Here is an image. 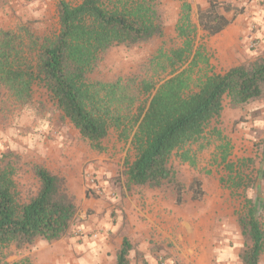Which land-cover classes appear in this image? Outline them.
Instances as JSON below:
<instances>
[{
  "label": "trees",
  "instance_id": "obj_1",
  "mask_svg": "<svg viewBox=\"0 0 264 264\" xmlns=\"http://www.w3.org/2000/svg\"><path fill=\"white\" fill-rule=\"evenodd\" d=\"M57 3L58 31L36 36L28 28L18 32L0 31V88L20 105L30 102L33 87L39 85L80 137L94 148L110 129L131 135L134 159L126 163L127 186L155 190L170 184L175 204L184 202V186L169 167L173 156L195 166L191 146L213 136L219 144L217 155L229 174L231 191H244L237 213L243 244L242 264H258L264 251L260 216L263 198H247L252 183L243 173L245 162L227 161L230 143L216 127L223 111V100L232 109H243L264 99V59L244 62L224 74H210L208 58L195 45L196 27L187 0L181 3L175 31L180 47L159 52L144 64L137 75L112 82L90 80L102 59L115 46L133 48L152 43L163 36L164 21L157 0H82L70 5ZM197 9V25L208 36L226 29L241 10L221 0H203ZM233 13L231 19L226 14ZM145 98L142 103L141 100ZM208 131V132H207ZM208 143V141H207ZM206 146L200 144L199 150ZM264 164V137L261 141ZM13 154L0 157V258L11 247L23 249L37 241L48 244L68 237L78 210L76 199L64 177L42 165L32 167L38 183L36 193L23 202L15 181ZM257 178L264 179L259 171ZM190 201L204 197L202 181L194 178L187 188ZM133 250L127 238L116 251L114 264H130ZM159 264V263H158Z\"/></svg>",
  "mask_w": 264,
  "mask_h": 264
},
{
  "label": "rangeland",
  "instance_id": "obj_2",
  "mask_svg": "<svg viewBox=\"0 0 264 264\" xmlns=\"http://www.w3.org/2000/svg\"><path fill=\"white\" fill-rule=\"evenodd\" d=\"M64 1L77 5L82 0ZM187 1L191 5V19L196 27L195 45L205 50L209 62L207 68L200 65L202 69L210 74L222 75L237 63L264 59V42L253 38L244 45L247 49V52L243 51L244 55L231 62L221 61L216 56V50L210 46V41L216 36L206 35L197 25V9L205 8L206 3L203 0ZM221 1L241 10L233 21L246 24L252 33L259 30L257 24L264 16V0ZM157 2L164 21L163 36L133 48L113 47L90 75V80L112 82L137 75L139 69L159 52L167 53L181 46L182 40L175 31L181 3L173 0ZM232 16L233 13L226 14L229 19ZM23 28L40 37L57 33L56 1L0 0V31L18 32ZM144 101L145 98L141 100L142 103ZM213 127L219 129L230 143L227 161L232 164L245 162L243 173L252 181L245 196L264 199V179L256 177L259 171L264 172L261 160L264 99L243 109H232L229 100L224 98L221 117L217 123H211L208 130ZM206 138L208 143L202 141L191 146L196 155L194 167L181 163L177 156L169 162L177 181L184 186V202L176 205L174 191L168 183L155 190L127 186L124 176L126 163L134 159L131 135L127 137L110 129L108 136L100 142L99 149L94 148L80 137L54 100L39 85L33 87L31 100L26 105L16 103L0 88V157L8 152L13 154L15 181L23 202L37 191L38 183L32 176V167L42 165L66 179L78 210L68 237L50 244L37 241L19 250L11 247L8 256L0 258V264H111L108 260L114 258L124 237L133 246L129 254L130 264H148L139 251L140 243L135 242L137 239L144 241L145 248L154 252V258L159 259V263L172 257L171 253L166 255L162 250L178 252L175 250L176 246L180 247L176 234L185 232L188 227L197 231L198 238L209 232L218 234L232 228H237L238 233L236 215L242 207L244 191H231L227 183L229 174L216 152L219 141L209 135ZM200 144H206L204 149H198ZM196 177L202 181L204 197L201 201L192 202L187 188ZM260 220L264 232V213ZM238 238L237 244L242 245V237L238 235ZM198 241L193 244L203 243ZM186 246L188 260L183 264H191V258H195L198 251L190 248L188 242ZM197 256L205 264V259ZM15 257L20 259L14 262ZM177 259L178 256H175L172 264H180Z\"/></svg>",
  "mask_w": 264,
  "mask_h": 264
},
{
  "label": "crops",
  "instance_id": "obj_3",
  "mask_svg": "<svg viewBox=\"0 0 264 264\" xmlns=\"http://www.w3.org/2000/svg\"><path fill=\"white\" fill-rule=\"evenodd\" d=\"M258 21L257 27L259 30L255 33L250 32V28L249 26H246V24H241L239 23V20L238 22L234 20L226 29L219 34L214 35L216 37L210 41V46L212 49L216 50V56H218L221 61L223 60L224 63L231 62V60L234 61L236 58L244 55L243 51L247 52L244 45H246L248 41H251L253 38H259L264 42V16ZM245 57L247 58L246 54ZM244 60L241 62H244ZM237 65L239 64L237 63ZM222 74H224V72ZM238 235H240V229L237 233V228H232V230H222V232L218 234L209 232V234H203L198 238L199 234L197 231L188 227L185 232L176 234V241L180 246H176L175 250L178 251L177 253H172L171 250L167 249L166 251L169 252H164V250L161 251L166 255H168V253H171L172 255L171 258L164 259L163 264H172V259L175 256H178L177 260L180 261V264L186 263L188 260L186 257L188 251L186 242L191 245L190 248L193 247L194 250L198 251V253L195 254V258H191V264H202L197 255L205 259V264H242L238 256L242 247V245L237 244V239H239ZM202 237L203 239H201ZM196 240L203 243L194 245L193 242ZM204 241H206V243H204ZM135 242L140 243L139 251L142 253L145 260H147L148 264H158L159 259H155L154 252L145 248L144 241L140 242L139 239H137ZM115 257L116 256H114V258L111 257L108 261L111 264H114ZM19 259L20 257H15L13 261L16 262ZM258 264H264V251L259 258Z\"/></svg>",
  "mask_w": 264,
  "mask_h": 264
},
{
  "label": "built area",
  "instance_id": "obj_4",
  "mask_svg": "<svg viewBox=\"0 0 264 264\" xmlns=\"http://www.w3.org/2000/svg\"><path fill=\"white\" fill-rule=\"evenodd\" d=\"M159 264H163V261H160Z\"/></svg>",
  "mask_w": 264,
  "mask_h": 264
}]
</instances>
